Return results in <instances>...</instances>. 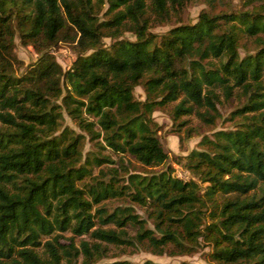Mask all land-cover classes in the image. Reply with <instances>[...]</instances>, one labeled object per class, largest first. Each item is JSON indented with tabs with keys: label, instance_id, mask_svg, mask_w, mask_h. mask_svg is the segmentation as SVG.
<instances>
[{
	"label": "trees",
	"instance_id": "1",
	"mask_svg": "<svg viewBox=\"0 0 264 264\" xmlns=\"http://www.w3.org/2000/svg\"><path fill=\"white\" fill-rule=\"evenodd\" d=\"M153 4L159 14L167 13V0ZM145 5L0 0V264H74L80 252L91 262L102 254L103 242L187 254L201 238L221 264H264V5L201 11L195 22L163 34L149 31ZM127 29L135 39L121 37ZM238 30L258 36L254 52L240 54ZM15 34L37 51L70 42L76 58L64 70L45 50L18 76L10 59ZM106 36L114 39L109 45ZM141 84L144 100L134 95ZM236 89L245 101L232 114L241 120L234 129L205 137L206 147L186 156L184 165L194 175L189 179L172 166L145 173L125 168L124 175L107 167L94 174L93 166L114 160L96 153L84 157L82 133L68 127L58 132L63 113L55 100L61 99L96 145L159 167L169 155L151 125L153 111L180 98L175 117L195 111L214 123L219 91L228 99ZM116 197L128 204L111 211L99 205L92 212L94 204ZM128 225L136 227L134 235ZM68 228L76 235L89 232L92 240H82L79 248L74 238L65 244L56 234L42 244L43 234ZM41 245L44 255L37 250Z\"/></svg>",
	"mask_w": 264,
	"mask_h": 264
},
{
	"label": "rangeland",
	"instance_id": "2",
	"mask_svg": "<svg viewBox=\"0 0 264 264\" xmlns=\"http://www.w3.org/2000/svg\"><path fill=\"white\" fill-rule=\"evenodd\" d=\"M145 12L144 20L148 24V29L152 33L163 34L172 26L180 23H192L198 19L201 11H207L212 14L230 13L234 11L247 10L257 8L264 5V0H183L180 4H175L171 0H167V13L165 15L159 14L154 7L153 0H144ZM108 5L105 3L100 12V16L104 17ZM240 54L243 56L246 53H252L257 49L258 36H249L248 34L238 30ZM122 38L135 39V34L132 30H124ZM114 39L110 36L104 38L106 45L113 42ZM51 51L56 60L61 64L64 70L68 69L76 58V51L73 44L70 42L60 40L57 44L51 45L42 51H37L32 44H24L18 34H15L13 52L10 59L13 64V69L16 75H23L33 63H35L45 51ZM220 101L217 102V113L214 123H207L202 120L196 112L189 114H182L175 117L173 114L175 105L180 100L170 101L162 107H157L152 115L151 120L154 129L169 157L166 163L159 167H147L138 162L129 153H117L109 146L101 147L96 145L95 141L90 138V135L80 128L75 120L64 110L61 99L55 102L61 104L63 118L61 119V126L58 132L62 131L65 127L72 129L75 133H82L84 137L83 142V156H93V153L99 155H108L114 160L113 163H105L101 166H93V173L98 174L100 169L106 170L107 167H118L120 174H125V168L132 172L145 173L147 171L172 166L174 173L181 178L189 179L194 177L191 170L184 165L186 156L192 150H200L206 147L203 142L205 137H211L212 133L219 130L234 129L235 125L241 120L239 116H233L232 112L240 107L244 101L245 96L241 90L236 89L234 94L226 99L224 94L219 91ZM136 99L144 100L147 97V92L144 86L138 85L134 89ZM99 140L102 141L100 138ZM104 145L105 142L103 141ZM84 159V158H83ZM128 202L122 198H109L101 202V204H94L93 213L96 212V207L99 205L105 206L108 210H112L118 205H126ZM135 211L142 217L147 218L145 210L135 204ZM96 226L100 225L97 217ZM209 221V218L206 219ZM205 223V224H206ZM148 225L153 227L151 220H148ZM109 225H105L108 227ZM129 233L134 235L136 227L133 225L127 226ZM56 234H59V241L68 244L71 238H74V243L77 247L81 248L82 240H92L89 232L82 234H74L70 228L65 230L55 229L51 233L43 234L41 237L42 244L46 240L51 239ZM105 248L102 254H94L93 261L88 262L85 255L80 252L74 261V264H102L117 260H128L133 263L145 264L147 261L155 262L158 264H221L211 257L212 244L207 240L201 238L199 247L192 253L187 254H171L168 252L157 254L152 252L149 248L142 244H113L103 242ZM37 250L44 255L43 245L37 247ZM250 264V263H248Z\"/></svg>",
	"mask_w": 264,
	"mask_h": 264
}]
</instances>
